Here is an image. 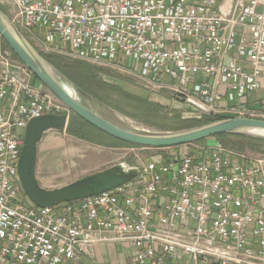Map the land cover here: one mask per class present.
<instances>
[{
    "label": "built area",
    "instance_id": "obj_1",
    "mask_svg": "<svg viewBox=\"0 0 264 264\" xmlns=\"http://www.w3.org/2000/svg\"><path fill=\"white\" fill-rule=\"evenodd\" d=\"M0 5L41 52L130 74L186 119L264 118V0ZM34 78L0 39V264H77L107 243L128 245L132 264H264V158L220 146L169 148L111 191L25 205L17 170L25 128L69 116Z\"/></svg>",
    "mask_w": 264,
    "mask_h": 264
},
{
    "label": "water",
    "instance_id": "obj_2",
    "mask_svg": "<svg viewBox=\"0 0 264 264\" xmlns=\"http://www.w3.org/2000/svg\"><path fill=\"white\" fill-rule=\"evenodd\" d=\"M0 39L13 57L24 65L35 79L68 109L69 113L99 132L123 143L145 149L161 150L194 144L221 135L264 139V120L249 118H225L172 132H135L120 128L88 107L80 97L75 98L67 93L61 82L68 81L41 56L1 10ZM68 120L69 116L65 115H43L31 119L25 128L18 160V178L23 193L35 207L47 208L93 197L117 188L138 174L136 167L116 164L58 188L41 187L35 176L38 145L48 132L65 131Z\"/></svg>",
    "mask_w": 264,
    "mask_h": 264
},
{
    "label": "rangeland",
    "instance_id": "obj_3",
    "mask_svg": "<svg viewBox=\"0 0 264 264\" xmlns=\"http://www.w3.org/2000/svg\"><path fill=\"white\" fill-rule=\"evenodd\" d=\"M2 8L4 11H6L5 7L2 6ZM29 41L38 52H41L40 46L37 42L31 39H29ZM41 53L44 55L48 54L43 51ZM70 60L71 62L78 61L89 65L95 71L94 75L98 80L106 85L112 86V89H109L110 93L107 96V100L112 103V106L110 107L103 105L99 100L94 98L93 95H84L76 89L75 90L77 91L81 100L88 107L120 128L135 132H172L170 130L186 127L190 122L196 121L192 119H186L183 116V111L179 108V106H174L167 100V95L165 93H156L149 90L148 88L144 87L136 77L130 74L118 69L92 64L89 62L74 59ZM118 62L127 68H131L135 71L138 70V66H132L130 61L128 62L119 60ZM121 91L131 95L147 98L153 103H156L161 108V110H157V114H150L145 108H140L134 102L124 97L121 94ZM175 117L178 118L177 123L166 122L164 120V118L171 119ZM261 120H264V118ZM19 133L22 134L23 131H19ZM201 146H205V143L201 144ZM75 148L84 150L87 157H92L95 154L103 157L106 161L110 162L107 164L108 167L116 164H125L128 167H138L142 163L151 160H158L166 153L170 152V150L166 149L157 150L130 147L105 148L75 139L69 136L66 131H51L47 133L45 138L38 145V160H43V163H45L46 167H51L49 170L53 171V167L59 164V156H61L66 151L67 153L70 152L72 154L74 153ZM71 154L68 156V162L66 163L67 166H65L68 168V176L55 175L54 179L56 181L53 182L52 185H49L43 182L44 179L42 178V174L40 172L38 177L41 180V184L43 186H45L47 189H54L64 186L68 184V182L72 181L77 175H79L78 173H80L79 171L78 173H75L74 169H70V165L72 163L75 164L77 162L82 166H86V164L89 163V161L84 162V160L72 156ZM242 154L249 157H263L262 153H255L249 150L243 151ZM23 200L25 205H32L25 194L23 195Z\"/></svg>",
    "mask_w": 264,
    "mask_h": 264
},
{
    "label": "trees",
    "instance_id": "obj_4",
    "mask_svg": "<svg viewBox=\"0 0 264 264\" xmlns=\"http://www.w3.org/2000/svg\"><path fill=\"white\" fill-rule=\"evenodd\" d=\"M0 10L4 11L0 5ZM1 45L8 49L5 43L1 40ZM9 50V49H8ZM10 51V50H9ZM40 53V52H39ZM41 56L61 75L63 76L77 91L84 95H93L94 98L99 100L103 105L112 106V103L107 100L109 95V89L111 90L112 86L102 83L94 75V70L89 65L71 60L67 57L58 54H42ZM35 79V78H34ZM121 94L127 99L134 102L140 108H145L147 112L156 113L161 110V108L152 101L144 97H139L136 95H131L121 91ZM114 102V101H113ZM138 107V108H139ZM158 110V111H157ZM124 114V113H123ZM128 115V114H127ZM223 118H204L200 121H192L188 126L183 128H177L170 131H179L184 129L193 128L202 124H206L212 121L221 120ZM166 122H178V118L167 119L164 118ZM66 133L78 140L85 141L97 146H102L105 148H120V147H130V148H140L134 145L123 143L116 139H113L98 130L94 129L84 121H82L77 116L69 113V120L66 127ZM220 147L225 150L233 151L234 153H242L245 150H249L255 153H262L264 157V139L240 136V135H221L214 138ZM206 140H202L194 145H201ZM263 150V151H262Z\"/></svg>",
    "mask_w": 264,
    "mask_h": 264
},
{
    "label": "crops",
    "instance_id": "obj_5",
    "mask_svg": "<svg viewBox=\"0 0 264 264\" xmlns=\"http://www.w3.org/2000/svg\"><path fill=\"white\" fill-rule=\"evenodd\" d=\"M257 95H262V93H258ZM254 104L251 102L248 103V105H254ZM204 143L208 147L220 146L219 143L214 139H207ZM85 153L86 152L84 150H79L77 148H75V151L72 154L70 152L67 153L66 151L61 156H59L58 158L59 164L55 165L52 169L53 171H51L49 170L51 169V167L47 168L45 163H43V160H38V152H37L35 176L39 185L47 189L45 186L41 184V180L38 177L40 172L42 174V178L44 179L43 182L49 185H52L53 182L56 181L54 179L55 175L68 176V171H67L68 168H66L65 166H67L66 163L68 162V156L70 154L72 156L80 158L81 160H84V162L89 161V163H87L86 166L85 165L82 166L80 163L77 162L75 164L72 163L70 165V169L71 168L74 169L75 173H78V171L80 172L78 173L79 175H77L72 181L90 175L92 173L101 171L105 168H108L107 164L110 162L106 161L103 157L96 154L92 157L91 156L87 157ZM237 154H242V153H237ZM132 253L133 250L126 244H122V243L100 244L93 246L87 254H82L79 257L77 264H132L131 262Z\"/></svg>",
    "mask_w": 264,
    "mask_h": 264
},
{
    "label": "bare ground",
    "instance_id": "obj_6",
    "mask_svg": "<svg viewBox=\"0 0 264 264\" xmlns=\"http://www.w3.org/2000/svg\"><path fill=\"white\" fill-rule=\"evenodd\" d=\"M61 84H62V87L65 89V91H67V93H69L71 96L75 98L79 97L75 89L68 82L62 81Z\"/></svg>",
    "mask_w": 264,
    "mask_h": 264
}]
</instances>
